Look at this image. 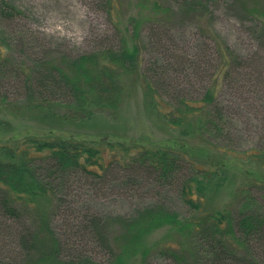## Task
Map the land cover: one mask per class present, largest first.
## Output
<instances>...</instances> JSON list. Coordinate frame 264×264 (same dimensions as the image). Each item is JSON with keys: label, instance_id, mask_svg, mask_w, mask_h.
<instances>
[{"label": "trees", "instance_id": "16d2710c", "mask_svg": "<svg viewBox=\"0 0 264 264\" xmlns=\"http://www.w3.org/2000/svg\"><path fill=\"white\" fill-rule=\"evenodd\" d=\"M214 1L101 0L115 25V43L72 54L30 48L20 25L23 10L0 0V130H13L6 116L44 129L0 138V242L6 236L13 245L0 255V264H97L86 253L62 258L69 240L52 228L53 211L73 205L67 198L74 182L96 186L146 178L173 187L184 210L155 201L128 214H105L75 203L77 209L64 212L71 234H88L92 244L109 250L106 264H129L135 256L147 264L155 253L171 264H264V205L252 192L264 187V176L240 190L235 211L214 207L211 195L228 179L226 161L201 159L194 150L202 156L214 151L244 156L263 168L264 146L236 151L227 145L215 84L200 97L170 95L143 59L146 45L161 44L175 22L210 25ZM232 2L255 19L251 31L264 50V0ZM204 28L225 77L232 67L264 56H240L213 27ZM25 43L30 48L25 59L17 57ZM138 88L146 117L177 133L169 145L146 147L127 140L125 107ZM162 228L166 233L150 242Z\"/></svg>", "mask_w": 264, "mask_h": 264}, {"label": "rangeland", "instance_id": "374dc122", "mask_svg": "<svg viewBox=\"0 0 264 264\" xmlns=\"http://www.w3.org/2000/svg\"><path fill=\"white\" fill-rule=\"evenodd\" d=\"M21 10L25 17L20 20L22 31L29 37L30 48L38 46L39 50L53 48L66 53H83L101 46L115 43V25L102 8L101 0H10ZM213 18L208 23L196 21L175 22L168 30L161 44H147L144 52V64L155 68L156 74L163 79L170 95L176 92L200 97L204 90L215 84L216 100L223 107L222 125L228 135L224 138L227 145L236 151L247 150L258 145L264 146V56L250 59L249 64L237 65L229 70L225 77L221 71V58L216 48L204 38L202 28L213 27L220 38L231 50L243 57L255 53L264 54L260 41L253 35L251 27L255 19L246 16L232 0H216L212 5ZM25 43L23 53L17 57L25 59L29 51ZM157 59V60H156ZM218 79V81H217ZM215 80V83H214ZM166 93V90L164 88ZM164 91H162L164 93ZM130 120L127 140L148 147L169 145L177 139V133L162 129L153 124L145 115L143 97L138 88L135 95L125 107ZM3 117L0 115V118ZM11 122L13 130L3 133L0 138H21L25 134L44 133L42 126L11 116L4 117ZM221 141V138L220 140ZM127 142V141H126ZM195 150L196 157L208 158L210 161H226L229 171L228 179L221 182V187L211 195L214 207L236 209L240 190L256 176H264V167L255 164L244 156L219 155L205 156ZM217 153V154H216ZM221 156V157H220ZM250 161V162H249ZM257 178V177H256ZM264 179V178H263ZM88 183V184H87ZM74 182L71 185L69 202L73 205L55 209L51 220L52 228L62 240L68 235L67 245L62 250V258L76 257L86 253L97 264H106L110 257L103 246L92 244L88 234L73 236L67 226L66 215L75 203L84 204L105 214H128L140 205L161 201L177 212L184 209L173 187L163 188L154 181L119 180L90 186L89 182ZM253 194L264 205V187L252 188ZM66 208V209H65ZM65 210V211H64ZM164 228L156 230L150 242L158 240L166 232ZM11 238L1 237L0 255L13 248ZM3 247L5 249H3ZM111 258V257H110ZM135 256L129 264H139ZM147 264H171L160 253L152 254Z\"/></svg>", "mask_w": 264, "mask_h": 264}]
</instances>
